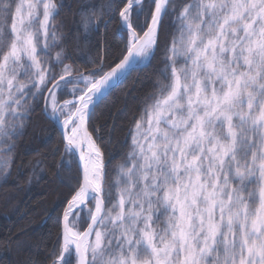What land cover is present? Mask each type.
Instances as JSON below:
<instances>
[{
    "label": "snow or ice",
    "instance_id": "6c2138e0",
    "mask_svg": "<svg viewBox=\"0 0 264 264\" xmlns=\"http://www.w3.org/2000/svg\"><path fill=\"white\" fill-rule=\"evenodd\" d=\"M63 7L0 0V176L37 109L74 166L47 264H264V0H104L79 27L119 44L84 70ZM158 53L113 178L97 109Z\"/></svg>",
    "mask_w": 264,
    "mask_h": 264
},
{
    "label": "trees",
    "instance_id": "16d2710c",
    "mask_svg": "<svg viewBox=\"0 0 264 264\" xmlns=\"http://www.w3.org/2000/svg\"><path fill=\"white\" fill-rule=\"evenodd\" d=\"M60 2L64 7L56 23L63 33V46L81 70L96 58L97 41L101 49L106 41L113 49L119 44L114 23L107 28L100 25L98 34L95 31L85 34L79 27L82 14L99 12L104 0ZM159 63L158 53L150 67L141 66L133 71L97 109L95 136L102 143L106 159L111 157L113 178L118 164L125 163L130 151L129 129L134 119L151 104L153 84L159 79L156 72ZM16 143L11 175L0 176V264H47L60 230V205L74 166L73 171L61 166L63 149L59 135L39 109ZM63 158L69 160L68 156Z\"/></svg>",
    "mask_w": 264,
    "mask_h": 264
},
{
    "label": "rangeland",
    "instance_id": "374dc122",
    "mask_svg": "<svg viewBox=\"0 0 264 264\" xmlns=\"http://www.w3.org/2000/svg\"><path fill=\"white\" fill-rule=\"evenodd\" d=\"M122 164H124V163L120 162V163L118 164V166H117V169H118V170H119V168H120V166H121Z\"/></svg>",
    "mask_w": 264,
    "mask_h": 264
}]
</instances>
